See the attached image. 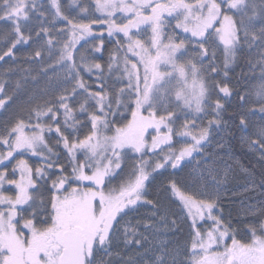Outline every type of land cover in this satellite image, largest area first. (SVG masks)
<instances>
[{
    "label": "snow or ice",
    "instance_id": "snow-or-ice-1",
    "mask_svg": "<svg viewBox=\"0 0 264 264\" xmlns=\"http://www.w3.org/2000/svg\"><path fill=\"white\" fill-rule=\"evenodd\" d=\"M41 7L42 0H0V19L13 23V30L6 37L10 46L0 55V61L12 56L17 45L31 42L35 50L29 58L40 65L33 81L47 77L52 67L45 66V56L49 60L55 57L56 64L65 69L63 82L72 87L64 88L51 99L29 98L26 109H22L27 111L29 123L19 119L0 129V147L7 148L6 154L0 153V164L22 151L31 152L44 162L33 169L26 160H18L12 174L19 168V180L8 179L7 169L0 171V264H111L103 256L98 261L97 254H110L115 234L122 232L126 244L143 247L146 242V237L138 231L139 224L133 226L127 221L123 228L120 224L143 203L153 204L144 199L145 184L151 175L148 169L156 172L169 165L177 169L186 158L203 155L200 150L210 141L212 129L222 125L220 117L225 110L219 99L214 104L211 102L209 89L218 87L225 97L233 93L227 83L206 84L200 75L202 69L193 60L177 63V53L185 48V41L175 43L171 36H164L165 15L176 19L177 28L190 33L188 41L194 46L196 56L201 62L208 59L207 68L216 72L218 49L222 48L225 68L235 61L237 52L244 46L264 49V0L259 3L256 0H95L96 11L104 14L103 19H88L87 23L65 15L59 0H49L52 20H62L66 25L55 32L56 36L65 37L62 40L55 39L54 24L45 26L49 20ZM81 13L88 18V9H81ZM33 18L37 21L35 28L29 23ZM141 25L151 28L147 40L134 38L139 37ZM95 26H106L109 36L122 33L127 40L126 47L120 44L116 49L117 53H123L121 77H127L119 80L125 87L118 93L106 95L103 86L99 91L89 92V86L81 78L84 71L101 69L99 63L88 65L75 59L77 43L90 35ZM259 57L255 66L261 69V82L254 93H237L241 112L234 116H239L240 129L250 132L244 140L251 148L258 149L264 159V122L253 126L249 120L257 112L264 118V51ZM119 59L117 56L116 60ZM80 60L84 61L85 57L80 56ZM168 66L171 71H160ZM249 66L253 67L251 62ZM108 68L112 70V64ZM4 88L0 83V96H5ZM81 92L95 101L91 112L86 107L87 99L79 104V112L87 115L86 122L76 118L77 110L69 103ZM173 92L175 107L182 103L197 118L200 114L211 117L205 126L186 120L185 130L179 135L190 138L191 143L178 150H171L176 135L171 126L176 117L171 110ZM11 99L0 98V108ZM245 105L252 107L245 109ZM121 109L130 110L131 119L123 116ZM125 119L126 123L121 122ZM86 126L89 130L83 138L73 135ZM150 128L157 135L151 137L149 146L146 133ZM53 132L57 137L55 146H62L67 165L49 147L46 136ZM162 145L170 149L166 155L156 161L144 159L156 156L158 149L162 153ZM128 150L140 154L139 164L133 165L134 179L130 177L109 187L123 172L122 161ZM5 182L15 186L14 196L5 193ZM169 188L192 218L190 239L185 242L180 264H264V207L249 225L250 239L245 241L237 239L220 216L213 215L216 201L211 196L197 200L186 194L175 180L170 181ZM205 224L207 228L203 227ZM151 264H177V260L165 245Z\"/></svg>",
    "mask_w": 264,
    "mask_h": 264
},
{
    "label": "rangeland",
    "instance_id": "rangeland-1",
    "mask_svg": "<svg viewBox=\"0 0 264 264\" xmlns=\"http://www.w3.org/2000/svg\"><path fill=\"white\" fill-rule=\"evenodd\" d=\"M42 2L43 7H41V11L45 13V16H47L49 20V23L45 26L51 27L54 24L55 28L53 29V35L55 39H64L65 37L56 36L55 32L57 29L65 28V23L62 20H52L48 10L49 0H42ZM59 2L65 15H68L70 18L83 20L85 23L88 22V19H103L104 14L96 11L95 0H76V3H73L72 0H59ZM186 2H193V0H186ZM81 9H88L87 19L85 18V14L81 13ZM231 14L232 13H230V15ZM236 19L239 20L240 17L237 15ZM120 22V17H117V23ZM29 23L34 28L37 26L35 18ZM176 24V19H166L163 33L165 37L171 36L175 43H179L180 40L185 41V48L177 53V63L193 60V62L197 64V67L202 69L200 74L201 78H203L209 86L213 84L222 86L227 83L233 90L232 95L225 97L223 93L219 92L218 87H210L209 90L212 92L210 100L214 104L215 101L219 99L221 104L225 107L233 104V106L237 108V112H241L237 93L242 94L245 91L254 93L255 89L260 84L261 69L255 65L260 58L259 53L264 51V49L257 46H253L249 49L247 46H244L242 48L243 53L238 54V59H235L227 68L224 67L222 48L218 49L216 50V59L214 62L216 72H212L207 68L209 60L204 59L201 62L200 58L196 56L194 46L188 41L187 36H189L190 33H185L182 28H177ZM255 24L258 29L260 26L258 19L255 21ZM217 27H219V25H217ZM12 30L13 23L11 21L0 19V55L7 51V48L10 46L6 37ZM25 34L27 35L28 33L25 32ZM150 36L151 28L146 25H141L139 37L134 38L147 40ZM101 39L103 40V44H101ZM164 43H168V40L164 39ZM120 44H123L125 47L127 46V40L123 37V34L120 33L109 36L106 26L103 28L99 26L93 27L92 33L85 36L77 43L76 48L78 51L75 52L77 63L88 65L99 63L101 65V69L99 70L93 69L91 72L84 71L81 73V78L86 85L89 86V92L99 91L101 86H103L105 88V94L111 95L113 93H118L120 88L125 87L124 84L119 82L121 78L127 79L126 76L121 77L123 70V53L122 51L119 53L116 52ZM34 50L35 46L31 42L26 45H17L12 56L5 57L4 60L0 61V83L5 85V96L12 97L10 102H6L5 107L0 108V129L6 125L14 124L19 119H23L26 123H29L27 120V111L22 110L26 109L29 98L42 97L43 99H51L61 94L64 88L70 90L72 87L71 84H65L63 82L65 69L56 64L55 57L49 60L47 56H45V66L51 65L52 67L48 70L47 77L41 76L38 82H34L32 77L38 75L37 70L40 67V65L34 63L29 58V54ZM46 51L47 49H45V53ZM181 53L183 54L181 55ZM58 54L57 52V56ZM241 54L243 56L241 61H243L246 68L243 67L241 70L245 78L240 83L232 79L233 77L229 73V68L231 65H234V63L240 61ZM80 56L85 57V60L81 61ZM117 56L120 57L118 61L116 60ZM249 62H251L253 67L249 66ZM109 64H112V70L108 68ZM160 71H171V67H161ZM173 83H175V81H173ZM189 83H191V76H189ZM5 96H0V98H5ZM86 99V107L89 112H91L95 101L88 98L86 93L81 92L76 95L74 100L69 101L77 110L76 118L81 122L87 121V115L79 112V104L84 103ZM171 100L173 101L171 110L176 114L174 118L175 122L171 125L176 133V135L173 136L172 143H174L171 150H178L186 143H191L190 138L181 137L179 135L185 130L183 127L185 121L195 120L197 125L205 126L207 125L208 119L211 117L200 114V118H197V114L193 113L191 109L183 106L182 103L180 107H175L174 92ZM249 107L252 106L245 105V109ZM113 108H115L114 104ZM205 110L208 111L207 104H205ZM120 111L127 119H131L130 110L121 109ZM144 114L147 115V113ZM220 118L222 120V125L212 129L210 141L201 149L203 155L196 156L193 164L189 163L185 166L183 165L184 168H180V170L175 169V173L171 171L172 167L169 165L166 169H163L162 172L158 173L156 177L158 179L157 181L155 180L156 178H153L154 180L152 179V183L155 184L153 187V190L155 189L153 195L167 197V203L163 206L157 202V199L152 201V205L143 203V206L139 207L134 212H130L121 220V228L125 226L127 221H131L133 226L139 224L138 231L143 237H146V242L143 243V247L137 246L134 243L126 244L124 242L125 238L123 233L119 232L114 235L110 254L104 256L103 253H98V261L101 256H103V258L105 257L104 260L110 261L111 264H151L154 256L160 253V248L166 245L167 249L176 257L177 264H180L184 259L183 248L185 242L190 239V224L192 218L187 215V209L183 207L178 196L175 200L172 198L174 195L173 192L171 191L169 193L171 190H169V183L171 180H175L186 194L194 196L197 200H207L209 196H211V198L216 201V209L213 215L220 216L225 224L230 226V230L236 233L237 239L245 241L250 239V233L247 229L249 225L255 222V217L258 216L259 209L264 207V187H262V185H264V159L261 158L262 154L258 149L251 148L244 140L245 137L250 135V132L242 131L240 133V140L246 154H249L254 162L261 166L263 177L260 178L259 182L257 174L255 175L253 170L244 167L238 158L231 152L227 134L232 127V123L222 115ZM249 120L252 122L253 126H258L261 122H264V118H262L259 112H257L256 115L249 116ZM121 122L126 123L127 120L125 119ZM31 123L34 124L35 119H33ZM42 123H48V121H43ZM88 130L89 128L86 126L82 130L74 132L73 135H80L81 138H83ZM155 135H157V133L151 128L146 133L149 146L151 145V137ZM46 138L48 139L49 147L53 148V152L60 154V162L67 165V159L63 154L62 146H55L57 139L55 133L53 132L47 135ZM253 139H255V137H253ZM161 147L164 148L162 153L158 149L157 151H159V153H157L156 156H145L144 159L156 161L160 156L166 155L170 151L169 148L163 145ZM47 155L48 153L45 152V156ZM136 155L140 156L139 153H134L131 150L127 151L122 161L124 166L123 172H121L116 180L112 181L109 187H114L128 180L130 177L134 179V177H132V172L134 171L133 165L139 164ZM51 158L55 159L56 157L52 156ZM82 158L83 157H81V159ZM26 160L33 169L44 163L40 157L33 155L31 152L27 154ZM68 168L70 172V166H68ZM151 170V168L148 169V171ZM6 194L15 195L11 190H8ZM173 221H175V223H172ZM210 223L211 221L208 222V224ZM145 224H149L151 227L145 228ZM208 224H205L203 227L207 228ZM129 239H131V237ZM227 242L230 244L231 240ZM114 244L116 246H114ZM178 252L179 255H177Z\"/></svg>",
    "mask_w": 264,
    "mask_h": 264
},
{
    "label": "trees",
    "instance_id": "trees-1",
    "mask_svg": "<svg viewBox=\"0 0 264 264\" xmlns=\"http://www.w3.org/2000/svg\"><path fill=\"white\" fill-rule=\"evenodd\" d=\"M259 2H260V0H256V3H259ZM240 53H243L242 49L237 52L236 60L238 59V54H240ZM242 59H243V56L241 54L240 55V61ZM240 61H238L236 63H241V64L234 63L235 66L231 65L232 68L231 67L229 68V70H230L229 73L232 75V77H233L232 79H235L241 83L243 81V79L245 78L244 73L243 72L241 73V70L243 67L244 68H246V67H245L243 61H241V62ZM235 113H238V112H237V108H235V106H233V104L226 106L225 110L221 113V115L224 118L228 119L232 123V127L227 134V137L229 139V145H230L231 152L238 158V160L242 163V165H244V167L249 168L250 170H253L255 175L257 174L258 181H259L260 178L263 177L261 166L256 164V162H254L253 158H251V156L249 154H246L244 147L241 144L240 133L242 132V130L239 127V116L238 115L234 116ZM157 153H159V151H157ZM136 156H137L138 161L140 162V156L139 155H136ZM162 171H163V169L158 170L156 172H153V171L150 172L149 171L151 173V175L149 177V180L145 184V189H146L147 195L145 196L144 199L146 201H149V200L153 201V200L157 199V202L164 206V204L167 203L166 202L167 197L165 198L162 195L161 196H156L155 194L153 195V191L155 192V189L153 190V187L155 184L152 183L153 180L158 176V173H160ZM155 180L157 181L158 179L156 178ZM169 190H170V188H169ZM170 192H171V190L169 191V193ZM172 198L176 200L177 196L173 195ZM114 246H116V245L114 244Z\"/></svg>",
    "mask_w": 264,
    "mask_h": 264
},
{
    "label": "flooded vegetation",
    "instance_id": "flooded-vegetation-1",
    "mask_svg": "<svg viewBox=\"0 0 264 264\" xmlns=\"http://www.w3.org/2000/svg\"><path fill=\"white\" fill-rule=\"evenodd\" d=\"M0 153L6 154L7 148L6 147H0ZM28 153H30V152L22 151L21 154L14 153V158H9L8 160H4L3 163L0 164V171H4L5 169H7V178L8 179L19 180L20 176H21L19 168H16L15 175L12 174V170L16 166L18 160H20V159L26 160ZM196 156H201V155L195 154L193 157L186 158L187 160L183 163V165L185 166L186 164H189V163L193 164L194 163L193 161L195 160ZM28 165H29V163H28ZM176 170H180V168L178 167ZM171 171L174 172L175 169L171 168ZM3 188H4L5 193H7L8 190H11L12 192L16 193V189H15L14 185H9L5 182L3 185ZM30 211H31V209H29V212ZM25 215L27 216V214H25Z\"/></svg>",
    "mask_w": 264,
    "mask_h": 264
},
{
    "label": "bare ground",
    "instance_id": "bare-ground-1",
    "mask_svg": "<svg viewBox=\"0 0 264 264\" xmlns=\"http://www.w3.org/2000/svg\"><path fill=\"white\" fill-rule=\"evenodd\" d=\"M189 158V157H188ZM187 160V159H186ZM175 173V172H174Z\"/></svg>",
    "mask_w": 264,
    "mask_h": 264
},
{
    "label": "crops",
    "instance_id": "crops-1",
    "mask_svg": "<svg viewBox=\"0 0 264 264\" xmlns=\"http://www.w3.org/2000/svg\"><path fill=\"white\" fill-rule=\"evenodd\" d=\"M167 15H165V17H166Z\"/></svg>",
    "mask_w": 264,
    "mask_h": 264
}]
</instances>
